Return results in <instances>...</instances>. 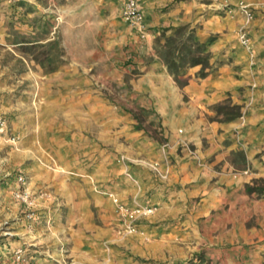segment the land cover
Here are the masks:
<instances>
[{"label":"crops","instance_id":"crops-1","mask_svg":"<svg viewBox=\"0 0 264 264\" xmlns=\"http://www.w3.org/2000/svg\"><path fill=\"white\" fill-rule=\"evenodd\" d=\"M125 1L47 0L42 8L59 21L66 62L28 77L17 105L20 144L33 142L42 153L33 163L50 165L37 179L50 197L38 208L34 242L22 245L27 264H264V194L245 190L264 181V0H136L144 35L120 18ZM240 3L253 12L250 50L238 40ZM184 25L199 43L212 40L213 70L199 79L200 67L188 68L180 88L153 44L163 29ZM227 100L239 118L213 120L212 108ZM139 109L148 113L140 123ZM156 128L166 158L149 134ZM237 152L244 169L234 165ZM108 194L154 206L142 233L116 236ZM13 249L0 248V264H14Z\"/></svg>","mask_w":264,"mask_h":264},{"label":"rangeland","instance_id":"rangeland-1","mask_svg":"<svg viewBox=\"0 0 264 264\" xmlns=\"http://www.w3.org/2000/svg\"><path fill=\"white\" fill-rule=\"evenodd\" d=\"M34 2L35 0H0V118L4 120V130L0 133V248L7 246L13 249L34 242L38 208L50 197L48 192H40L41 189H45L37 185L38 176L43 169L49 170L50 165L33 163L34 157L42 154L38 147L34 148L33 142H27L23 146L20 144L21 133L18 130L23 118L17 105L24 101L27 95L22 90L26 88L28 77L40 73L47 75L39 65L40 62H44L46 68L61 63L59 69L66 61L58 34L59 21L42 13V8H48L47 0ZM259 7H264V3L259 4ZM53 40L60 41L63 52L57 59L56 53L54 51L47 53L48 49L44 45ZM46 57H53V62H47ZM136 114L138 115V112ZM144 117L141 116L142 122ZM163 144L168 147V144L162 141L161 148ZM163 155L166 158V152ZM235 158L234 154L232 159L235 161ZM124 161V157L116 159L120 164ZM236 167L241 169L239 165ZM127 173L129 172L124 173L125 177ZM20 176L24 178L25 185L17 182ZM252 186L264 189V181H254ZM18 189L28 191L33 206L28 207L15 197ZM28 212H32L33 216L27 217ZM120 225L119 214L115 228L116 236L126 238L138 234L124 233L120 230ZM5 237L9 238L3 240ZM143 238L144 241L149 240L146 236ZM107 246L106 244V249ZM125 252L126 256L131 255L128 249ZM197 261L198 259H190L187 263L195 264Z\"/></svg>","mask_w":264,"mask_h":264},{"label":"trees","instance_id":"trees-1","mask_svg":"<svg viewBox=\"0 0 264 264\" xmlns=\"http://www.w3.org/2000/svg\"><path fill=\"white\" fill-rule=\"evenodd\" d=\"M211 39L207 43H199L195 40L194 29L189 25L179 26L174 29H163L159 36L154 39L153 49L156 57L166 67L168 73L173 77L175 83L180 87H184L187 81L183 79L184 73L188 68L199 66L196 77L204 79L212 72L213 67L210 64L211 54L208 51V45L211 43ZM48 52L54 51L56 53V59L62 56L63 52L60 47L59 40L49 41L44 44ZM53 57H46V61L49 63L53 62ZM61 64V63H60ZM59 64V65H60ZM39 65L43 69L45 74H51L55 72L59 65L46 68L44 62H40ZM212 110L214 111L213 120L220 122L233 121L239 118L241 112L240 107L231 105L227 100L222 103L215 105ZM148 113L142 109L138 110V115L135 114L134 118L141 122V116H147ZM152 126V123L150 124ZM138 129H141V125H137ZM161 132L157 131V128L150 131L152 136L158 142H162V138L157 137ZM234 165L240 166L241 168L246 167V159L242 152L235 153ZM245 190L248 194L256 193L258 195L264 194V189L255 187L252 185H246ZM210 261L204 257H199L195 264H209Z\"/></svg>","mask_w":264,"mask_h":264},{"label":"built area","instance_id":"built-area-1","mask_svg":"<svg viewBox=\"0 0 264 264\" xmlns=\"http://www.w3.org/2000/svg\"><path fill=\"white\" fill-rule=\"evenodd\" d=\"M226 11L230 14L234 9L226 7ZM238 13L242 16V21L239 25L237 35L240 45L250 50V34L249 25L253 19V12L250 5L240 3L236 6ZM120 18L126 22L131 29L135 30L138 34H145V25L142 10L137 4L136 0H126L120 11ZM4 130V120L0 118V133ZM167 145H162V152H166ZM151 169L160 177H163L159 172V165L157 163L150 165ZM126 177L134 182L135 178L127 173ZM17 182L21 185H25V180L22 176L17 178ZM15 197L24 202L28 207L33 206V200L29 199V193L26 189L16 190ZM112 197L113 202L117 206V210L120 214V230L127 234L142 233L139 228V223L147 216L151 215L154 211L152 206L146 205L139 200H133L132 203L122 202L117 197L108 194ZM33 213L28 212L27 217H32ZM12 260L14 264H27L28 255L24 246H18L12 251Z\"/></svg>","mask_w":264,"mask_h":264}]
</instances>
